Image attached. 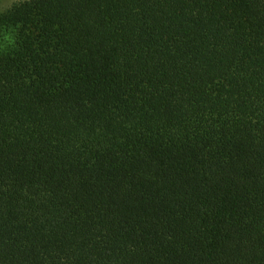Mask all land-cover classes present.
<instances>
[{
  "label": "trees",
  "instance_id": "trees-1",
  "mask_svg": "<svg viewBox=\"0 0 264 264\" xmlns=\"http://www.w3.org/2000/svg\"><path fill=\"white\" fill-rule=\"evenodd\" d=\"M0 264H264V0L0 15Z\"/></svg>",
  "mask_w": 264,
  "mask_h": 264
},
{
  "label": "rangeland",
  "instance_id": "rangeland-1",
  "mask_svg": "<svg viewBox=\"0 0 264 264\" xmlns=\"http://www.w3.org/2000/svg\"><path fill=\"white\" fill-rule=\"evenodd\" d=\"M26 0H0V15L7 13L13 6Z\"/></svg>",
  "mask_w": 264,
  "mask_h": 264
}]
</instances>
